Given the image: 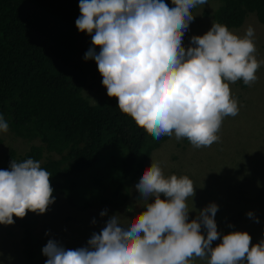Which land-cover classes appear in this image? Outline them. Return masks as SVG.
Returning a JSON list of instances; mask_svg holds the SVG:
<instances>
[{"label":"clouds","instance_id":"obj_1","mask_svg":"<svg viewBox=\"0 0 264 264\" xmlns=\"http://www.w3.org/2000/svg\"><path fill=\"white\" fill-rule=\"evenodd\" d=\"M207 3L171 0L170 7L165 0H79L75 20L77 30L91 36L84 60L95 61L119 110L154 139H187L197 149L217 143L224 118L238 114L229 85L242 80L251 86L264 64L256 58L251 25L241 36L212 23L185 47L192 10ZM8 130L0 115V132ZM51 175L33 158L11 160L8 169H0V224L11 225L13 216L28 212L45 213L55 200ZM195 188L187 175L165 176L160 162L151 160L135 184L142 211L131 217L113 213L86 246L65 249L49 239L41 249L44 264H192L196 258L206 264H264V239L253 244L246 231L221 234L218 205L197 210ZM190 211L197 213L192 219ZM106 214L105 209L99 215ZM246 215L259 222L251 211Z\"/></svg>","mask_w":264,"mask_h":264},{"label":"trees","instance_id":"obj_2","mask_svg":"<svg viewBox=\"0 0 264 264\" xmlns=\"http://www.w3.org/2000/svg\"><path fill=\"white\" fill-rule=\"evenodd\" d=\"M217 1L213 23L236 28L253 14L264 24V0ZM165 3L171 7V0ZM78 4L0 0V115L11 132L36 140L23 154L8 150L0 169L33 158L52 174V195L60 193L70 206H119L128 199L129 182L168 137L154 139L137 126L106 88L92 102L82 95L85 73L99 72L94 60H84L92 45L75 26ZM13 219L24 263L44 264L33 235L37 214Z\"/></svg>","mask_w":264,"mask_h":264},{"label":"rangeland","instance_id":"obj_3","mask_svg":"<svg viewBox=\"0 0 264 264\" xmlns=\"http://www.w3.org/2000/svg\"><path fill=\"white\" fill-rule=\"evenodd\" d=\"M218 3L217 0H208L207 4L192 10L194 20L184 34L185 47L191 36L202 35L211 27L212 13ZM249 25L255 30L256 58L264 61V24L258 23L253 14H247L239 27L229 30L242 36ZM256 75L257 80L251 86L242 80L229 85L239 110L237 115L224 118L217 143L197 149L187 139L177 141L174 136L168 137L152 151L137 177L129 182V195L124 204H100L79 209L70 206L60 193L57 194L48 210L37 214L33 230L37 248L42 249L49 239L60 242L65 249L86 246L92 233H99L113 213L131 217L142 211L140 205L143 201L135 184L151 160L160 162L165 176L187 175L194 182L196 188L192 201L197 210L211 202L218 205L215 221L221 234L246 231L253 244L264 239V64ZM101 81L100 73H85L82 95L92 102L105 88ZM35 141L18 136L10 129L6 133L0 132V166L5 163L8 150L23 154ZM152 199L150 197L149 202ZM192 201L189 198L190 208ZM128 208L132 211H127ZM105 209L107 214L101 217L99 214ZM249 211L259 222L246 215ZM196 215L195 211H190L189 219ZM19 239L18 227L0 224V264H25ZM219 242L213 241V246ZM192 264H206V260L196 258Z\"/></svg>","mask_w":264,"mask_h":264}]
</instances>
